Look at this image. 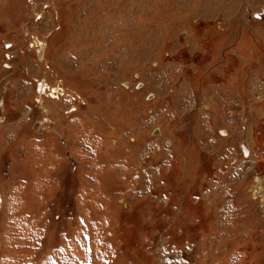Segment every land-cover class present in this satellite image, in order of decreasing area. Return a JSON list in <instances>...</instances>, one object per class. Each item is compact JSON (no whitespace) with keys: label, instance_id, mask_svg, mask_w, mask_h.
Segmentation results:
<instances>
[{"label":"rangeland","instance_id":"obj_1","mask_svg":"<svg viewBox=\"0 0 264 264\" xmlns=\"http://www.w3.org/2000/svg\"><path fill=\"white\" fill-rule=\"evenodd\" d=\"M0 264H264V0H0Z\"/></svg>","mask_w":264,"mask_h":264}]
</instances>
